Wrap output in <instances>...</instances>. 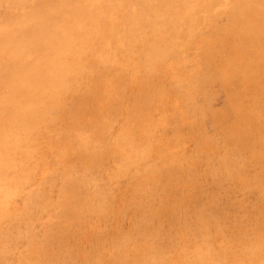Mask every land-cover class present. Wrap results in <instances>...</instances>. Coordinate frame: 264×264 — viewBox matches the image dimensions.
Wrapping results in <instances>:
<instances>
[{
  "label": "rangeland",
  "instance_id": "rangeland-1",
  "mask_svg": "<svg viewBox=\"0 0 264 264\" xmlns=\"http://www.w3.org/2000/svg\"><path fill=\"white\" fill-rule=\"evenodd\" d=\"M155 35L156 37H158L159 34L155 33ZM188 35L178 37V40L177 37H175L177 42H181V40H183L182 42H188H186V44L183 43L182 47L177 51H172L171 54L165 57L164 61L158 67L153 68L152 70L144 71L141 68L133 66L132 68L125 66V69H119L120 71H127L129 69H132L133 71L135 70L134 72H136V74L135 76H131L128 78L125 84L126 86L123 84V82H120L119 85H122L121 90L118 87L116 88V84L112 85L114 86L113 91L106 94V96L109 97L110 104L107 107L108 110L106 111L104 109L103 111L101 108H95L92 107V105H88L89 111L90 109L91 111H84L80 114L81 117H79V120H81L82 123L78 122L74 124V122H70L69 120H67L70 123L68 126V128L70 129L66 128L67 130H63V122L60 125L62 128L59 127L58 130H54V132L52 131V134L55 137L48 138L47 141H44L41 145L39 144L41 147L38 146L37 152L42 153H36L35 155V149L30 144L22 143L20 141H18L17 143H11L6 149L0 148L2 150H0V154L2 155L5 153L7 154L6 157H8L6 161H1L0 159V172L2 171V173H0V184L2 185H0V248L7 250V254L2 256L4 259L2 258L1 263L58 264L56 263V260L60 258L62 259V261L64 259H67V264H111L112 262L116 261L119 264H142L141 262H143V264H160L157 262V259L160 258L162 262L161 264H191L188 259L192 258L193 255L186 248V242H175L176 240H192L196 239V237L198 239H205L206 236L209 238L210 236L214 235V238H220L221 236L223 237L224 235L229 234L227 235V237H231L230 235H234L236 236V238L245 236V238L251 239L255 236V238H253L254 240L258 239L261 236L259 239H262V242L264 243V196L260 197L259 199L254 198V196H252L253 192L249 189L247 190V185L242 184L245 186V190L244 186L242 187V185L240 184L239 179L237 185L230 190L232 193L231 196L225 198L224 192L229 188V185L227 184L229 180H211L210 178H205L206 174L203 175L202 173L203 166L205 164H209L210 162L208 163V161L211 160V158L208 157V154L214 155V151L216 149V147L211 144L213 139L215 138L217 141H219L222 135L226 139L223 140L222 138V140L220 141L226 144V146L229 145L228 135L229 137L233 135L234 132L232 130V127L233 124L237 122V119L234 115V111L227 115V121L231 124V127H227V130L223 123H229L225 121V119H220L219 116L218 119H215L212 116V111H210L213 110L215 112L228 113L226 111L225 104L226 102L231 100V93H229L227 89H224L222 83H220V80L218 81V79L216 78L214 66H210V61L214 63H217L218 61L225 62V58L228 57L227 50H229V48H217L219 53V57L217 59L210 51L204 53L199 48V42L202 41V37L200 35L199 37L198 35H194L193 33H188ZM213 37L214 39L212 40V45L216 41L217 36L214 35ZM191 43H193L192 48H189L188 44L191 45ZM185 49L186 51H184ZM130 54L131 53H129V55ZM94 55L97 56V54ZM120 55L123 56L124 54L120 53ZM197 57H200L202 63H205L206 65H208L209 63L210 64L207 67L202 66L201 64L199 65L198 61L196 60ZM234 59H238V56L234 57ZM249 63V60L247 61V63H243L242 68L248 66L247 64ZM241 65L242 64L237 67H241ZM186 67L188 68V70H186ZM208 68H210V73L208 72ZM202 69L204 70V72ZM198 71L203 73L204 77L207 76L203 79V81H201V78H199L197 82L195 81V76ZM179 81L180 83H178ZM125 88H129L128 91H126ZM197 91L201 93H197ZM260 95L262 96V98H260L259 95L255 97L256 99L254 98L252 108H256L259 112H261L263 109L262 113H264V91ZM205 96H207L208 98ZM99 110L101 112L97 113V111ZM124 119L127 123L124 121ZM156 122L159 123L157 124ZM238 123L240 125L243 124L241 122ZM197 124L199 126H197ZM71 125L75 126L73 127ZM120 125L134 128L132 131V136L136 135L135 142L130 143L135 144L137 142L136 144L139 145L137 148V155L133 157L134 159L139 160L135 165H133L134 167L131 166V169H133L134 172L132 171L131 175H129V181L128 178H120L116 175L111 174L110 172L113 171L114 168L112 164L114 166H118L126 159H130V157L132 159V153L134 152L132 151L129 157L128 155H126V153H123L122 150L120 152V150H117L115 148L117 146L120 147V145L119 143L117 144L113 142L112 138L114 137V134H116V131L121 130L122 126ZM71 129L79 133V135L76 137L78 138V140H75L76 138L70 139L66 137H60L65 135L66 132ZM83 129L85 132L83 131ZM90 131L92 133L94 132V134L90 133ZM100 132H106L105 136H107V140L96 138L95 134ZM238 133L239 132H236L234 134V142L230 140V142H232L233 144L236 141H240L241 139L240 133ZM64 139H68L70 140V142H67V140ZM86 139L89 140L88 143L85 142ZM201 142H203V144H201ZM53 143L65 144L56 145L55 149H53ZM89 146V150L83 149L84 147ZM40 148L43 149V151ZM95 149L97 150L98 154L95 153ZM109 150H112V153L114 155L111 154ZM46 151L51 154L50 159H47L49 157ZM106 151L108 152L106 153ZM61 153L68 154L69 157L64 161H60L55 156ZM72 154H74L75 157ZM80 154L83 159L78 158ZM92 154L94 155L92 156ZM201 155L203 156V158ZM164 162L166 165L165 171L168 173V175H171V171L175 169V166L179 168L178 170L181 169L184 177V183L182 179L181 182L183 184H181V186L177 185L179 188L174 185L172 186L171 183V185H167V187L163 189L162 192L160 190H157L156 192L154 191V193L156 194L155 197L153 196L150 188L152 187V182H156V180H153L155 179V173H161L160 168L162 167V164ZM247 164L250 165L249 163ZM99 165L100 167L102 166V170ZM70 169L74 170L72 171ZM9 170L15 172H9ZM148 170L154 171L149 172ZM69 171H72V173H70ZM49 172L51 173L50 175H48ZM59 173L61 174V178ZM105 173L107 176L105 175ZM13 174L16 176H13ZM146 174L150 175V177H147ZM72 175L75 176L73 182H65L70 181ZM85 175L87 176L84 179ZM98 177H100L101 179ZM79 182H81V184ZM115 182L117 183L115 184ZM127 182L131 187L126 185ZM69 184H73L74 186H71ZM105 184L106 186L108 184V187H106ZM201 185L205 186L202 187ZM52 186H54V188ZM182 186L184 187V189ZM70 189L72 190L70 191ZM187 189H191L192 191H189ZM201 189L203 190V192ZM39 190L42 191V193ZM247 191H250L252 194L247 193ZM190 192H192L193 195L195 194L196 196H193ZM82 193H84V195ZM181 195H184L183 198ZM84 197L87 198L85 199ZM33 198L35 199L33 200ZM94 198L96 201L94 200ZM185 199H187V202H185ZM27 200L31 202L29 203ZM85 201H87L88 203ZM213 201L216 206L213 204ZM203 202H206V204ZM27 207L29 208L27 209ZM83 207L84 209L87 208V210L85 209V211ZM78 209L82 211L80 212ZM82 213L83 215H81ZM89 213L91 215H89ZM34 216L40 218H37L36 220ZM89 216H92L91 220L93 224L95 223L94 225H92ZM23 217H25L26 219H23ZM82 217H84L85 219L83 218L81 220ZM27 218H31V220ZM12 222H15L16 224ZM248 222L250 224L246 225ZM83 223L84 225H82ZM71 224L73 227H71ZM35 225L37 226V228H34L36 227ZM214 225L217 226V228L222 229L223 234L219 235V237L217 235L219 233L215 231ZM85 226L88 228V230H86L87 228L85 229ZM244 226H247L245 231ZM17 228L19 229V231ZM231 228H233L234 231ZM36 229L37 231H35ZM37 232H40V235ZM59 232H61L62 234ZM89 233H92V235H94L96 238H94V236L92 237V235L90 237ZM78 235L79 237H77ZM256 235L258 237H256ZM32 236L34 237V239ZM47 238L51 239L46 240ZM31 239L34 242H32ZM100 239H102L103 241ZM81 242L82 244H84L85 242V245L88 242L89 244L87 243V248L78 246ZM99 242H101L103 245ZM259 242L260 240L258 241V243ZM205 244L208 245L207 243ZM170 245L177 246L179 250L181 249L180 253L182 252V255L178 256L181 262H178L177 260H175V258L174 260H167L168 258L166 259L167 255H172L176 253L177 250V248L169 250ZM262 245L264 246V244ZM71 247L73 248L70 249ZM95 250L98 254L93 253V251ZM85 251H88L91 255ZM101 251H104V256L99 255ZM137 251L139 254L137 253ZM81 253H87V255H83ZM12 254L13 257H11ZM108 255L110 256V258ZM121 255L124 256L121 257ZM69 256H71L72 259L74 258L75 260L70 261ZM142 257L143 259H141ZM136 258L138 259V261H136ZM84 260H86V263L84 262ZM172 261L175 263H173ZM62 264L65 263L63 262Z\"/></svg>",
  "mask_w": 264,
  "mask_h": 264
},
{
  "label": "bare ground",
  "instance_id": "bare-ground-1",
  "mask_svg": "<svg viewBox=\"0 0 264 264\" xmlns=\"http://www.w3.org/2000/svg\"><path fill=\"white\" fill-rule=\"evenodd\" d=\"M155 33L159 34L158 37H156ZM188 33L189 34L193 33L194 35H198V37L200 35L202 37V41L201 42L198 41L200 45L199 48L204 53L210 51L213 54V56L217 59L219 57L217 48L219 47L229 48V50H227L228 57L225 58V62L218 61L217 63H214L210 61L211 63L210 66L212 67L214 66V69L217 71L216 72L214 70L216 78L218 79V81L220 80V83H222V86L224 87V89H227L229 93H231V97H230L231 100L226 102L225 104L226 111L228 113L226 112L220 113V112H215L213 110H210V111H212V116L215 119H218V116H219L220 119L222 120L225 119V121H227V115L231 113L232 111H234V115L237 119V122L233 124V127H232V130L234 132L233 135L231 137H229L228 135L229 145L226 146V144L220 141L222 140V138L223 140L226 139L222 135L219 141H217L215 138L213 139L211 144H213V146H215L216 149L215 151L213 150L214 155L208 154V157L211 158V160L208 161V163L209 162L210 163L205 164L204 166L201 165L203 166L202 173L203 175L206 174L205 178H210L211 180L212 179L229 180L227 182V184L229 185V188L227 189V191L224 192L225 198L231 196L232 193L230 190L234 186L237 185V182L239 179H240L241 185L242 184L247 185L248 186L246 187L247 190L249 189L250 191L253 192L252 196H254V198L259 199L260 197L264 196V113H262L263 109L261 112H259L257 111L256 108L255 109L252 108L254 98L257 97L258 95L260 98H262L260 94L264 91V0H0V148L6 149L11 143H14V142L17 143L18 141H20L22 143L30 144L35 149V155L36 153H42V152H37L38 146H40L44 141H47L48 138L55 137L53 136L52 131L54 132V130H58L59 127L62 128L60 125L63 122H64L63 130L68 128L70 124L69 121L74 122V124L81 122V120H79V117H81L80 114L84 111H87V112L91 111V109L89 111L88 105H92V107H95V108L96 107L101 108L103 111L104 109L106 111L108 110L107 107L110 104H109V97L106 96V94L113 91L114 86L112 85L116 84L117 85L116 88L118 87L121 90L122 85L121 86L119 85L120 82H123V84L125 85L128 78L131 76H135L136 74V72H134L135 70L133 71L132 69H129L127 71H120L119 69H125V66L132 68L133 66V67L141 68L144 71H149V70H152L153 68L158 67L164 61L167 55L171 54V52L174 50L177 51L179 48L182 47L183 43L186 44V42H188V41L182 42L183 40H181V42L180 41L177 42L178 37L188 35ZM214 35L217 36V38L214 44L212 45V40L214 39L213 37ZM175 37H177V40ZM189 44H188V47L192 48L193 43H191V45ZM184 51H186V49ZM120 53L124 55L121 56ZM129 53L131 54L129 55ZM94 54H97V56H95ZM237 56H238V59H234V57H237ZM183 59H184V56H183ZM196 60L198 61L199 65L201 64L202 66H205V67H207L210 64L209 63L208 65H206L205 63H202L200 57H197ZM248 60L250 61V63L247 64L248 66L242 68L243 63H247ZM240 64H242L241 67H237V66H240ZM186 70H188L187 67H186ZM209 70L210 68H208V72ZM206 77L207 76L204 77V74L198 71L195 76V81L197 82L199 78H201V81H203V79ZM178 83H180V81ZM81 84H85V85H81ZM128 89L129 88H125L126 91H128ZM197 93H201V92L197 91ZM210 103H211V100H210ZM252 109L254 110V112ZM100 110L97 111V113H100L101 112ZM119 110H120V107H119ZM88 116H89V113H88ZM238 122H241L243 124L240 125ZM223 125L227 129V127H229L231 124L223 123ZM197 126L199 125L197 124ZM133 129L134 128L122 126L121 130L116 131V134H114V137L112 138L113 142L117 144L119 143L120 147L117 146L115 148L117 150H120V152L122 150L123 153H126V155L130 157L131 152L134 151L132 153V159L131 157L130 159H126L124 162H122L123 164L121 163L118 166H114L112 164L114 168H113V171H110L111 174L116 175L120 178L121 177H124L125 179L128 178V181L130 178L129 175H131L133 171V169H131V166L134 167L133 165H135L136 162L139 160V159L133 158L137 155V152H138L137 148L139 146L138 144H136L137 142L135 144H131L132 142H135V136H136V135L132 136ZM236 132L240 133L241 139L240 141H236L233 144L232 142L235 141L234 134ZM90 133L92 132L90 131ZM92 134H94V132ZM97 134H95L96 138H102V139L107 140V136H105L106 132H100ZM78 135H79L78 132L71 129L68 132H66L65 135L60 136V137L75 139ZM64 140H67V142H70V140L68 139H64ZM75 140H78V138H76ZM75 140H72V141H75ZM230 140H232V142H230ZM88 141L89 140L86 139L85 142L88 143ZM61 144L63 143H53L52 148L55 149L56 145H61ZM201 144H203V142H201ZM111 148H112V145H111ZM83 149L89 150L90 146L84 147ZM41 150L43 151V149ZM107 152L108 151H106V153ZM95 153L98 154L97 150L95 151ZM110 153L113 154L112 150L110 151ZM6 155L7 154L5 153L2 155L0 154L1 161L7 160L8 157H6ZM47 155L49 157L47 159H50L51 154L48 153ZM72 155L74 156V154ZM93 155L94 154H92V156ZM55 157H57L60 161H64L69 156L68 154L61 153ZM78 158L83 159L81 154L78 156ZM247 163H249L250 165H248ZM165 167L166 165L164 162L162 164V167L160 168L161 173H158V174L155 173L156 174L154 175L155 177L151 176L155 178L153 180H156V182L154 181L152 182V187L150 188L153 193V196L155 197H156V194L154 193V191L156 192L157 190H160L162 192V190L165 189L167 185H171V183H172V186L174 185L176 187L181 186V184L184 183V177L181 172V169L178 170L179 168L175 166V169L171 171V175H168V173L165 171ZM100 168L102 170V166ZM70 170L73 171L74 169H70ZM10 171L12 170H9V172ZM72 171H69V172L72 173ZM12 172H15V171H12ZM0 173H2V171ZM50 174L51 173L49 172L48 175ZM148 174H146L147 177H150V175ZM13 176H16V175L13 174ZM86 176L87 175H85V177L84 176L82 177H84L85 179ZM60 178H61V174H60ZM74 178L75 176L72 175L71 180L69 179L70 181H65V182L72 183ZM120 178H119V181H120ZM182 179H183V183L181 182ZM89 180H90V177H89ZM79 183L81 184V182ZM116 183L117 182H115V184ZM69 185L74 186L73 184H69ZM126 185L130 186L128 182L126 183ZM201 186L203 187L205 185H201ZM243 186L244 185H242V187ZM52 187L54 188V186ZM106 187H108V184ZM71 190L72 189H70V191ZM250 191H247V193L252 194ZM40 192L42 193V191ZM82 194L84 195V193ZM34 199L35 198H33V200ZM186 200L187 199H185V202H187ZM203 203L206 204V202H203ZM213 204H214V201H213ZM12 207H13V204H12ZM28 208L29 207H27V209ZM85 209L87 210V208ZM79 211L81 212L82 210H79ZM83 213L81 215H83ZM89 215L91 214L89 213ZM91 217L89 218L90 220H91ZM24 218L25 217H23V219ZM31 218L30 219L27 218V219L31 220ZM35 218L37 220V218H40V217H35ZM83 218L84 217H82L81 220ZM12 223L16 224L15 222H12ZM91 223L92 225L95 224V223L93 224L92 220H91ZM248 224L250 223L248 222L246 225ZM82 225H84V223ZM71 227H73L72 224H71ZM214 227H215V231L219 233L217 234L218 237L219 235L223 234L222 229L217 228V226L215 225ZM244 227H245L244 228V231H245L247 226H244ZM34 228H37V226ZM86 228L87 227L85 226V229ZM231 229L234 231L233 228ZM86 230H88V228ZM35 231H37V229ZM40 232H37V233H39L40 235ZM89 235L91 237L92 233L91 234L89 233ZM227 235H224L223 237L221 236L220 238H214L215 235L210 236L209 238L206 236L205 239L203 238L198 239L196 237V239H192V240H180V241L176 240L175 242H186L185 244L186 248L193 255L192 258L188 259V261L191 264H258V263L264 264V246L262 245L264 243L262 242V239H259L261 236L258 238L260 240L259 242L260 244H259L258 239H255V240L253 239L255 238V236L249 239V238H245V236L244 237L240 236V238H236V236L234 235H230L231 237H227ZM93 236L94 235H92V237ZM77 237H79V235ZM256 237L258 236L256 235ZM94 238L96 237L94 236ZM49 239L51 238H47L46 240H49ZM32 242L34 241L32 240ZM82 242L78 246L87 248L88 242L86 243V245H85V242L84 244H82ZM205 243H207L208 245H206ZM72 246H75V245H72ZM72 248L73 247H71L70 249ZM174 248L176 249L177 246L170 245L169 250L174 249ZM180 250L179 248H177L176 253L172 255L169 254L167 256L166 255L164 256H166V259L168 258L167 260H171V259L174 260L175 258V260H177L178 262H181V260L178 258V256L182 255V252L180 253ZM85 252L90 254L88 251H85ZM103 252L104 251H101L99 255L104 256ZM87 253H81V254L87 255ZM93 253L98 254L96 250L93 251ZM6 254H7V250L0 248V264H3L1 263L2 258H3L2 256ZM122 256L124 255H121V257ZM11 257H13V254ZM69 257H70L69 258L70 261L75 260L74 258L72 259L71 256ZM141 259H143V257ZM86 260H84L85 263H86ZM136 261H138L137 258H136ZM63 262L67 264V259H64L62 261V259L58 258L56 260V263L58 264H62ZM157 262L160 264L162 263L160 258L157 259ZM141 263L143 264V262ZM104 264H107V263H104ZM111 264H119V263H117L116 261V262H112ZM181 264H184V263H181Z\"/></svg>",
  "mask_w": 264,
  "mask_h": 264
}]
</instances>
